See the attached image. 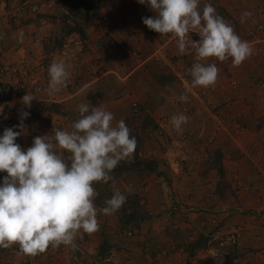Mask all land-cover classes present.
<instances>
[{"label": "crops", "instance_id": "obj_1", "mask_svg": "<svg viewBox=\"0 0 264 264\" xmlns=\"http://www.w3.org/2000/svg\"><path fill=\"white\" fill-rule=\"evenodd\" d=\"M218 1L223 13L240 22L242 13L251 12L243 22L246 28L258 25L264 16V0H200L199 8L211 4L216 9ZM12 6V0H0V27H5L0 28V86L9 96L19 83L25 85L17 116L21 119V108L30 113L24 122L30 144L37 136H54L57 128L70 131L80 104L104 107L114 115L113 126L123 120L131 132L132 101H144L158 90L167 102L155 110L157 127L136 139L132 158L110 174L126 197L141 194L145 216L126 220L121 208L104 215L100 209L105 203L95 198L99 229L91 235L81 233L76 249L50 246L30 256L13 245L0 248V264H264V44H257L264 43V37L255 41L252 55L240 66H233L232 58L225 61L230 78L237 82L225 95L231 97L229 103L193 100L192 105H173V87L154 86L152 81L161 78L164 67L185 80L195 54H180L174 35L161 36L143 23V17L157 15L147 4L105 0L103 19L85 28V36L25 21V27L16 28L20 21L11 23L8 18L21 17L25 4ZM21 30L23 43L17 39ZM194 34L189 37L196 40ZM53 59L65 62L69 77L50 95L48 68ZM225 80L218 73L210 88L214 97ZM28 93L36 97L30 108L21 102ZM249 95L260 104H248ZM181 113L189 119L178 132L170 118ZM63 155L67 159L69 153ZM135 155L154 157L157 170L139 174L130 162ZM94 188L97 193H113V182H98ZM231 235L235 243L229 241ZM217 248L223 254L219 262L213 259Z\"/></svg>", "mask_w": 264, "mask_h": 264}, {"label": "clouds", "instance_id": "obj_2", "mask_svg": "<svg viewBox=\"0 0 264 264\" xmlns=\"http://www.w3.org/2000/svg\"><path fill=\"white\" fill-rule=\"evenodd\" d=\"M147 4L155 17H143V23L163 35L172 34L180 54H195L188 73L191 86H214L219 69L215 63L205 64L209 58L221 62L232 58L233 66H240L253 49L235 32L233 26L217 14L211 4L199 8L200 0H138ZM251 12L241 15L243 23ZM198 33L199 40L189 37ZM18 42L23 43L21 30ZM47 91H60L69 77L64 61L55 59L48 68ZM179 99L188 101V92ZM36 97L29 93L21 98L23 106L31 107ZM3 106H0V113ZM79 116L70 131L55 129L54 136H37L26 150L16 143L25 130L24 120L29 112L20 110V123L5 128L0 136V172H6L0 184V248L19 246L25 255L36 256L50 246H71L81 233L93 234L99 229L98 195L94 184L113 182V195L100 209L104 215L118 211L127 197L115 187L110 175L121 161L132 158L137 140L123 120L113 126L114 115L102 106H78ZM185 114H174L170 122L176 131L188 122ZM69 153L65 159L63 153ZM131 191V185L128 188Z\"/></svg>", "mask_w": 264, "mask_h": 264}, {"label": "rangeland", "instance_id": "obj_3", "mask_svg": "<svg viewBox=\"0 0 264 264\" xmlns=\"http://www.w3.org/2000/svg\"><path fill=\"white\" fill-rule=\"evenodd\" d=\"M75 2L76 0L75 1L74 0H12L13 3L12 8H14V6L17 7L19 4H25V8L24 10H22L21 13L22 15H20L21 17L15 14L13 15V17H9L8 19L9 22L11 23L12 22L19 23V21H20L19 24H21L22 21L23 22L25 21L26 25H32L33 23H36L35 25L38 28H67L68 30H72L75 29L72 27H74L77 22L81 24H85L88 16L93 14V11L90 10L85 5L80 6L78 8L75 7V9L70 10V7L73 4L74 5L76 4ZM216 4H217L216 6L217 14L222 16L227 23L231 24L235 32L240 36V38L244 41H247L251 47L255 45V41L257 39L260 40V38L264 37V16L262 18L261 17L258 18V22H257L258 25L250 26L249 28L251 30H249V28L243 27V23L238 20V17L231 15L228 12L223 13L221 2L219 3L218 1L216 2ZM101 19L103 18H99L93 21L87 28H90L91 25H93V23ZM6 20H7L6 17H4L3 21L5 22ZM260 25H263V27H260ZM22 26L25 27V24L22 23L16 28ZM0 28H5V27L1 26ZM240 28L246 30V32L240 33L239 31ZM85 34H86V30H85ZM193 37H195L194 39L196 40H199L200 38L196 33L193 35ZM257 44L262 45L264 43H262L260 40V42ZM262 52H263L262 56L264 57V50H262ZM187 55L190 57L192 56V54H187ZM203 62L205 64H210L211 60L202 61V63ZM215 64L219 69V74L223 75V77L227 79L225 81H220L221 83L218 81V83L220 84L216 87L218 88L216 89V92H218V94L215 97L210 89L211 86L207 88L200 86L193 88L191 86V76L189 74H188L189 76L187 75V77H184L185 80H183V78H180L177 75L173 76V74H170L169 71L165 69V67L163 68L165 71H163L160 74V76L162 75L161 78L159 80L157 79L155 81H152V84L154 86L160 84L163 87L166 85L172 86L173 87L172 97L175 96L177 97V98L175 97L174 100L171 101V104L173 105H175L176 103L192 105L193 100H196L194 103L199 102L202 104L203 103L208 104L209 100L213 102L215 101L217 104H223L224 102L229 103L231 101V97L230 96L225 97V95L227 94L230 95V91L233 90V86H235L237 82L236 80H232L230 78L232 73L230 72V67L227 64L225 65V61L221 62L218 60V62H215ZM156 77L158 78L159 76L156 74ZM177 78L179 79L177 80ZM186 89H191V91L187 93L188 101L183 102L179 99V97L181 94L186 92ZM164 94L165 93H163V97L160 98L159 92L157 90L156 93L153 95H146L144 101H140L138 99L132 101V107L135 109V115L133 118L135 129L134 130L131 129L130 132L131 136H134L136 139L139 140V138H141V136L143 135L144 132L147 131V129H149L150 127L153 128L154 126L155 128L157 127L154 114H156L155 110L158 109L160 105H163L165 104V102H167V100H165L166 97H164L165 96ZM9 96L12 97L13 95H9ZM247 97L248 100L246 101L248 104H255V105L260 104L259 98H256L255 95H253V97L250 95ZM134 160L135 161H130V162L131 164H133V167L137 170L139 174L150 170H157V163L155 162L154 157L147 156L146 158H144V157H139V155H135ZM139 179L140 178L138 175L136 176L135 181H138ZM236 179L239 178H235V180ZM112 195L113 193L111 192L101 193L99 191L98 195L95 198H98L102 202H105V200L111 198ZM99 200L97 201L99 202ZM142 207L143 206L141 203V194H131L129 197H127L126 202L123 204V206L120 209L122 213L121 215H123L126 220L139 219L140 217L146 215Z\"/></svg>", "mask_w": 264, "mask_h": 264}, {"label": "built area", "instance_id": "obj_4", "mask_svg": "<svg viewBox=\"0 0 264 264\" xmlns=\"http://www.w3.org/2000/svg\"><path fill=\"white\" fill-rule=\"evenodd\" d=\"M25 89V85L23 83H19L16 90H14V95L8 96L7 92L2 89L0 86V106H3V111L0 113V136L3 135L5 128L13 127L15 131H20L19 128H15V125L20 123V119L17 116L18 104H19V97L23 93ZM25 122V120H24ZM16 143L20 144L22 148L25 150L30 147V144L27 141L25 130L16 140ZM6 172H0V184H2L4 176H6ZM132 230H129L127 233L128 235H133ZM229 241L232 243L236 242V236L231 235ZM223 257L222 251L217 249L213 252V259L216 262H219Z\"/></svg>", "mask_w": 264, "mask_h": 264}, {"label": "trees", "instance_id": "obj_5", "mask_svg": "<svg viewBox=\"0 0 264 264\" xmlns=\"http://www.w3.org/2000/svg\"><path fill=\"white\" fill-rule=\"evenodd\" d=\"M75 1V0H74ZM105 0H76V4L72 5L70 7V10L75 9V7H80L85 5L86 7H88L90 10L93 11V14L89 15L87 18V21L85 24H81V23H76L74 27L75 29L69 30V32H78L80 33L82 36H85V29L82 28H87L93 21L99 19L101 17V7L103 6ZM79 28V29H77Z\"/></svg>", "mask_w": 264, "mask_h": 264}]
</instances>
